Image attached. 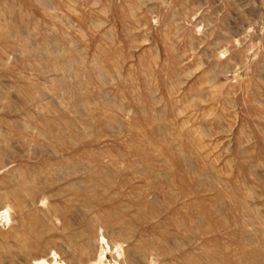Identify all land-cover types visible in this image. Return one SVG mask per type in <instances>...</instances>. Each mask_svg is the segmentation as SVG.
I'll return each mask as SVG.
<instances>
[{
  "label": "rangeland",
  "instance_id": "rangeland-1",
  "mask_svg": "<svg viewBox=\"0 0 264 264\" xmlns=\"http://www.w3.org/2000/svg\"><path fill=\"white\" fill-rule=\"evenodd\" d=\"M0 264H264V0H0Z\"/></svg>",
  "mask_w": 264,
  "mask_h": 264
}]
</instances>
